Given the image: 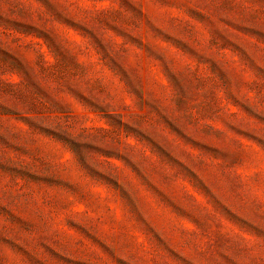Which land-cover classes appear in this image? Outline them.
<instances>
[{"label":"rangeland","instance_id":"374dc122","mask_svg":"<svg viewBox=\"0 0 264 264\" xmlns=\"http://www.w3.org/2000/svg\"><path fill=\"white\" fill-rule=\"evenodd\" d=\"M0 264H264V0H0Z\"/></svg>","mask_w":264,"mask_h":264}]
</instances>
